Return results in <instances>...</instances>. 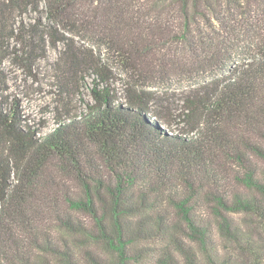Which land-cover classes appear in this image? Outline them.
<instances>
[{"label":"trees","instance_id":"obj_1","mask_svg":"<svg viewBox=\"0 0 264 264\" xmlns=\"http://www.w3.org/2000/svg\"><path fill=\"white\" fill-rule=\"evenodd\" d=\"M22 6L46 19L18 28L29 71L45 43H63L74 78L92 71L105 87L42 135L0 72V264H264V0ZM7 9L0 0V21ZM102 48L136 83L209 78L173 119L139 85L120 103Z\"/></svg>","mask_w":264,"mask_h":264},{"label":"rangeland","instance_id":"obj_2","mask_svg":"<svg viewBox=\"0 0 264 264\" xmlns=\"http://www.w3.org/2000/svg\"><path fill=\"white\" fill-rule=\"evenodd\" d=\"M21 0H5L8 9L4 18L0 21V72L7 77L8 97L10 101L17 99L25 121L32 129H37L40 134H49L58 127L57 112L68 108L77 114H84L96 102L94 90H104L105 85L94 75L92 71L78 72L77 78L67 64L63 61L62 53L64 44L58 43L53 46L45 43L44 55L41 59L35 60L29 71V49L18 42L24 34V28L29 30V25L45 22V18H37L40 14L33 13L25 7H18ZM19 27H23V34L19 33ZM79 46L81 43L78 44ZM236 45L242 46L246 53H255L257 48L239 41ZM90 48V47H89ZM23 49V50H21ZM101 59L108 62L109 69L115 75V82L111 89L118 97L119 102L125 104V98L133 89L129 85H139L138 88L153 94L156 102L151 105L155 111H161L174 117L181 114L186 98L198 97L202 93L201 82L209 76L203 74L199 77L187 75L183 71L172 72L160 77L150 78L144 81L135 82L137 77L124 71L104 48L101 49ZM20 53L21 57L16 54ZM94 50L95 60L99 55ZM69 77L76 85L74 92L69 95L64 93L65 78ZM72 78V79H71ZM138 80V79H137ZM134 84V85H133ZM142 85L144 87H142ZM140 93L141 91H137ZM174 123L177 133L183 125ZM16 176L12 177L11 183H16ZM2 202L0 200V207Z\"/></svg>","mask_w":264,"mask_h":264}]
</instances>
